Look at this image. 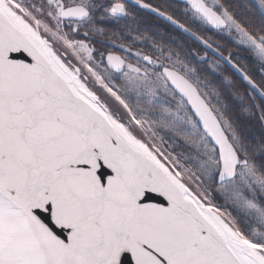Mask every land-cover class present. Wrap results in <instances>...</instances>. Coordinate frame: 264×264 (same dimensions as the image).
Here are the masks:
<instances>
[{"label": "snow or ice", "instance_id": "1", "mask_svg": "<svg viewBox=\"0 0 264 264\" xmlns=\"http://www.w3.org/2000/svg\"><path fill=\"white\" fill-rule=\"evenodd\" d=\"M0 264H264V0H0Z\"/></svg>", "mask_w": 264, "mask_h": 264}]
</instances>
